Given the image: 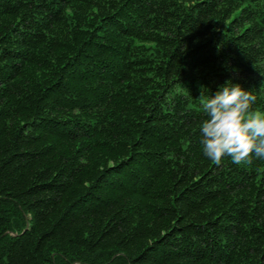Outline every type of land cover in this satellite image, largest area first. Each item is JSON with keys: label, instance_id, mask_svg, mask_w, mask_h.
Here are the masks:
<instances>
[{"label": "trees", "instance_id": "1", "mask_svg": "<svg viewBox=\"0 0 264 264\" xmlns=\"http://www.w3.org/2000/svg\"><path fill=\"white\" fill-rule=\"evenodd\" d=\"M226 81L264 114V0H0V264H264V159L200 144Z\"/></svg>", "mask_w": 264, "mask_h": 264}, {"label": "clouds", "instance_id": "2", "mask_svg": "<svg viewBox=\"0 0 264 264\" xmlns=\"http://www.w3.org/2000/svg\"><path fill=\"white\" fill-rule=\"evenodd\" d=\"M207 118L199 127L203 155L217 167L223 158L236 165L264 159V114L253 112L256 97L226 81L214 96L201 94Z\"/></svg>", "mask_w": 264, "mask_h": 264}]
</instances>
